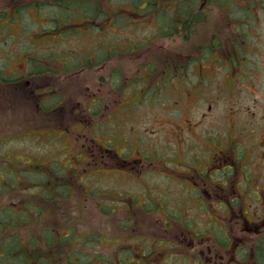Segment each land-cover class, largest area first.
I'll use <instances>...</instances> for the list:
<instances>
[{
	"label": "rangeland",
	"instance_id": "obj_1",
	"mask_svg": "<svg viewBox=\"0 0 264 264\" xmlns=\"http://www.w3.org/2000/svg\"><path fill=\"white\" fill-rule=\"evenodd\" d=\"M48 1L0 0V69L4 70L0 72L1 77H15L16 80L24 82V78H19V75H26L24 71L31 65L30 57H40L48 53L55 58L52 65L63 70V77L66 76V79H64L71 82L73 88L80 87L81 82L77 78H68L67 73L74 71L70 63L67 62L68 67L62 68L59 66L60 60H63L64 56L72 51L75 53L71 57L72 63L79 64L81 59L90 57L88 49L96 48L102 43L104 45L112 44L118 48L113 50L111 56L112 59L118 60L111 67V73L115 74L117 79H119L121 74L119 65L125 60H127L128 75L133 77L143 76L145 65L152 62L154 67L148 68L151 74L148 76L150 78L149 87H147V83H141L138 88L140 92L144 90L164 91L160 96L161 99L159 98L157 104L153 105L158 114L147 113L143 115V118L141 115L129 116V118L142 122L137 123L129 119L127 123L122 125L130 138L127 151H125L126 155L136 154L141 147H144L142 149L143 152L139 151L138 154L149 155L153 153L149 144H154L162 139L167 140V133L160 131V129L167 128V130L176 131L179 135L175 136V140L190 137L197 138L200 135L203 137L206 129L210 134L207 136L219 135L224 140V144L227 143L226 139L229 138L234 139L235 143H239L241 147L254 149V146L258 145L257 154L252 161L255 164H259L258 170L263 171L262 174L254 171L252 175H254V178L260 175L264 176V0H254V2L234 0V10L231 2L226 3L227 6L225 7L221 5L222 3H209L211 8L208 7L207 12H210V19L203 22L199 20L193 22L192 20L195 30L189 35L188 39H186V31L176 35L167 34V31H160V28L154 24V17L156 19L157 17L159 19L162 18V20L165 19L164 21H168L171 24L172 22L174 23V19L178 16L168 10L175 7L177 0H156V8L150 10L148 6L144 7V5L151 0H145L143 4L144 10L138 13L141 24L131 21L134 19L135 13L131 12L132 6L128 0H92V2L76 0L70 4L66 1L51 7L44 6ZM119 3L121 4V9L119 8ZM201 5L202 1L198 2L199 9L197 10H200ZM114 6L117 8L115 9ZM82 10L85 11L81 12ZM103 10H111L112 13L110 15L112 14V16L114 14L113 10L121 11L124 19H118L116 24H111L108 23L110 18L99 19L94 15L95 18L92 19L86 13V11L97 12ZM53 11H63L65 19L69 20L68 26H71L69 16H71L72 11L79 16H84V19H76L75 27H80L81 30L75 34L64 33L63 36L46 34L45 28L49 27V25L44 27V24L51 19L52 16H48ZM234 11H241L236 14L239 16H250L246 19L245 27L246 30L251 29V32L248 37H242L241 40H249L245 43V49L243 50L249 65L242 62L235 72V67L231 61L227 62L224 59L222 63L215 64V57H212V62L193 65L190 73L187 70L183 71L182 65L189 58L203 59L202 52L207 44L212 42L215 34L220 33L224 42H226V38H230V34L225 29L221 31L218 28L222 27L220 22L226 21L228 13H233ZM184 19L185 17L182 20ZM124 24L128 27L126 29L120 28ZM54 25H59V22ZM92 26L101 27L103 31L101 33L91 31L89 27ZM125 46L129 47L126 53L119 55L120 50H123ZM232 46V44L228 45L230 48ZM233 47L235 49L236 46ZM50 50H55L57 55L54 56ZM207 51H212V49ZM85 52L87 53L83 55ZM100 54L102 55L103 51ZM168 64H170L169 67L171 69L176 71L173 74L170 85L162 82L163 71L166 70ZM34 65L39 68L36 63ZM247 65L248 68H251L250 70L247 69ZM259 65L263 66L262 70ZM240 72L244 75H254V77L251 76L249 80L234 79L235 73ZM81 75H89L90 82L92 84L96 83L97 78L92 72V66L86 67L85 72ZM258 76L260 78L257 79ZM55 77L57 76L55 75ZM155 86H161L162 88L157 89ZM130 88L131 86H128L127 92L123 93L124 97L128 96L126 98L128 102H130L129 98L132 97L130 96L132 92L129 90ZM123 95H121L120 89L113 87L107 94L116 106L119 104L120 96ZM18 96L20 95L18 94ZM15 98L14 107L7 109L6 113L0 110V163L10 164V162L20 160L24 164L27 162L50 164V162L61 160V165L67 163V165H71L70 161L77 155L72 145V139H75L77 135L74 134V136L69 137L63 147L57 145L55 141H51L48 138L49 134L54 136L53 132H49V128H45V126L43 128L40 125L38 126L40 129L33 130L35 129L33 119L36 118L34 112L28 109L29 103L24 98H18L17 95H15ZM105 100L101 98L100 105L94 106L97 112L103 108L105 109ZM167 108L171 109L174 114L169 115V113L164 111ZM104 112L105 110L94 117V120H98L95 129L98 133L107 131L112 132L114 135L118 134L119 132L117 131L116 133L114 126L108 121L109 119L101 118ZM127 114L128 110L120 111L118 114L119 121ZM114 122L116 123L115 119ZM97 138L99 141L104 142L101 136ZM91 139L88 136V143L85 147V150L90 151L89 154L93 161L88 165V170L118 165L116 160L112 158L117 150L106 153L98 143H93ZM145 139L148 140L146 141ZM68 142L71 143V147ZM118 142L120 141L118 140ZM80 147L83 148V146ZM115 148H119V143L114 144L113 149ZM255 164L253 170L256 169ZM19 165L17 164V167ZM123 165L126 164L124 163ZM30 168L32 169V167ZM250 169L252 170V167ZM135 171L131 170L130 172L135 173ZM0 173L3 175L2 169H0ZM9 175L5 174L3 176L8 177ZM115 177L113 174L109 176H91L86 181H89L91 188L96 185L98 189L109 193V196L105 197V199L119 198V193H121L119 190L136 192L146 190L145 184L139 183L138 180L146 182L148 180L147 176H141L137 181L129 178L126 181H121ZM17 179L20 184L23 183V177L18 176ZM3 181H10V179L4 178ZM92 182H95V185ZM157 183L163 190H166L164 188H170L172 194L178 196L180 187L177 182L169 184L165 178L152 175L148 181V187L157 186ZM38 194H40V191L36 190L32 195ZM236 196L238 197L239 195ZM0 198H2L0 199V208L2 209L10 207L14 200L19 199L23 202L27 199L25 195L19 192H9L7 190L0 192ZM82 198V201L78 203V198H69L72 202L68 207L72 208L69 211L57 212L51 210L50 207L51 211H48L54 222L63 220V222L69 224V227L63 225L64 227L75 226L81 232L85 234L89 232L97 237L98 243H93L92 246L85 243L63 245V247L69 248V252H72V249L68 246L73 247L74 252H76V258L73 259V262L77 264H100L99 262L104 261V259H101L102 254L109 259L110 264H118V262H122V264H138L135 254L130 255V258L126 261L127 253H120L122 258L118 259L117 254L121 250H126V248V251L136 252V256L140 251L151 252L152 250L154 254L149 255L144 260V264L223 263L220 256L209 258L210 261L206 263L208 257L211 256L206 248L208 241L204 242L205 247L203 245L200 247V242L196 240L194 251L200 254L201 250H203L202 263L201 260L194 257L185 258L182 244H178L180 248L175 247L173 249L172 242H170L173 236L178 235L177 239H184L189 237V235H183V227L165 224L164 218L169 217L162 211L147 215L146 211L138 210L113 211L109 208L103 210L96 203L102 197L91 196L87 199L85 196ZM141 198L143 199V196ZM34 202L38 204L39 200H34ZM250 204H252V208H257L258 206L257 203L248 200L245 196L240 197L239 209L242 207L250 209ZM253 212H255V209ZM200 218L204 224L202 228L210 229L212 231L211 236H215L214 234L217 231L215 228L218 230L223 229L221 222H218L217 226H207L208 223H214V220H219L218 216L205 213ZM20 226L18 233L28 239L31 238L29 236L31 235L30 231L37 233L35 229H30L29 231L24 229L23 225ZM239 228L225 226L222 241H225L229 236L227 230L235 231L233 234H239L242 227ZM247 235H249L247 232L244 233L245 237ZM127 238L129 240L125 242L124 239ZM138 245H141L142 248H138ZM49 251L55 253L54 264H68L66 259L58 257L57 254H60V252L66 253L59 246ZM93 251L96 252L95 256L99 259H92L90 253ZM191 251L192 254H195L193 250ZM89 254L91 255V260L90 256H88Z\"/></svg>",
	"mask_w": 264,
	"mask_h": 264
},
{
	"label": "flooded vegetation",
	"instance_id": "obj_2",
	"mask_svg": "<svg viewBox=\"0 0 264 264\" xmlns=\"http://www.w3.org/2000/svg\"><path fill=\"white\" fill-rule=\"evenodd\" d=\"M66 1L70 4L72 2L74 3L76 0H49L44 6L51 7L57 3H64ZM201 1L202 5L200 6V10L194 12L201 18L200 22L210 19V12H207V8L211 6L209 4L211 2L222 3L221 5L223 7L227 6L226 3L231 2L233 10L235 8L233 5L235 2L234 0H224V3L223 0H198V2ZM247 1L254 2V0ZM88 2H92V0H88ZM128 2L132 6V9H130L131 12L135 13L134 16L132 15L134 19L131 21L141 24L142 22L139 21L138 13L144 10L143 5L137 8L133 0H128ZM146 6L147 3L144 7ZM116 8L117 7H115V9ZM119 8L121 9L120 3ZM83 11L85 10L81 12ZM113 11V16L112 14L110 15V13H112L111 10L97 12L86 11V13L92 19H94L95 16L99 19L110 18L108 23L111 24H116L118 19H124V15L121 11ZM239 12L241 11H234L233 13L235 15L233 13H228L226 21L220 22L222 27L218 29L221 31L225 29L226 32L230 34V38H226V42H224L220 33L215 34L212 42L210 44L208 43L204 49L205 51L202 49L203 59L198 60L189 58L185 61V64L182 65L183 71L187 70L190 73L193 65L212 62V57H215V64L222 63L224 59H226L227 62L231 61L235 67V72L242 62L249 65L243 54L245 43L249 40H241L242 37H248L251 32V29L246 30L245 27L247 23L246 19L250 16L236 15ZM51 13L52 14L48 16H52L51 19L47 20L44 24V27L49 25V27L45 28L46 34L63 36L64 33L75 34L81 30L80 27H75L77 23L76 19H84V16H79L72 11L71 16H69L71 19V26H68L69 20L67 21L65 19L63 11H53ZM154 19V24L157 25L159 18L157 17L156 19V17H154ZM57 22H59V25H54ZM125 24L120 28L126 29L128 26ZM89 29L97 33L103 31L101 27L92 26L89 27ZM186 30L189 31V34H192L195 28H188ZM230 44L236 46L235 49L233 46L232 48L228 47ZM127 48L129 47L125 46L123 50H120L119 55L126 53ZM114 49H118L117 46H113L112 44L104 45V43H102L96 48L88 49L87 51L90 57L81 59L79 64L72 63L71 57L75 55L72 51L66 54L63 60H60V67H68L66 63L69 62L70 66L74 69V71H69L67 75L69 79L77 78V80L81 82V86L76 88L72 87L71 82L65 80L66 76L63 77L62 69L55 68L52 65L55 59L54 57L48 53L40 57H30L31 65L24 71L26 75H19V78H24V82L16 80L15 77L10 78V76H7V78H4L0 76L1 112L6 113L7 109L14 107L13 105L16 102L15 95H17L18 98H24V100L29 103L28 109L30 111L32 110L35 114L36 119H33L35 129L33 130L40 129L38 128L40 125L49 128V132L54 133V136L49 134V140L55 141V143L61 147L64 146L69 137L76 134V138L72 139V145L77 155L70 161L71 165H67L68 163L61 165V160L50 162V164H58L62 169V177L69 178L74 186H78L81 189L83 194H99L100 196H98V198H102L96 203L98 205L104 204L105 209L109 208L114 211H146L147 215H153L155 212L162 211L169 217L164 218L165 224L183 227V235H189V237L184 239H177L176 237H178V235L170 239L173 249L175 247L180 248L178 244L183 245V255L185 258L194 257L201 260L202 263L203 250L198 254L194 251V248L197 241L200 242V247L202 245L205 247L204 242L208 241L206 248L211 256L208 257L206 263L210 261L209 258L220 256L223 262L222 264H264V176L260 175L254 178V175H252L254 171H258L260 174H262L263 171L258 170L259 164H255L252 161L257 154L258 145L254 146V149L241 147L239 143H235L236 141L234 139L229 138L226 139L227 143L224 144V140L220 138L219 135L215 134L213 137L207 136L210 134L206 129L204 130L203 137L200 135V137L197 138L190 137L175 140V136L179 134L174 130H167V128H165L163 130L160 129V131L167 133V140L162 139L154 144H149L152 147L153 153L149 155L138 154L139 151L143 152L142 149L144 147H141L136 154L126 155L125 151H127L126 149L130 138L122 125L127 123L129 119L137 123L142 122L129 118V116L141 115L143 118V115L147 113L158 114L153 105L157 104V101L164 91L144 90L140 92L138 88V85L141 83H147V87H149L150 78L148 76L151 74L148 68L154 67L152 62L145 65L143 76L138 75L133 77L128 75L127 60H125L119 65L121 74L119 79H117L116 75L111 73L113 63L118 61L117 59L111 58ZM208 49H212V51H207ZM50 51L54 56L57 55L55 50ZM101 51H103L102 55L100 54ZM86 53L87 52L83 55ZM35 63L39 68L34 65ZM169 65L170 64H168L166 70L163 71L164 75L162 77L163 84L168 85L172 83L170 81L173 79V74L176 72L174 69H171ZM248 65L247 69L250 70L251 68H248ZM91 66L92 72L97 78L94 84L90 82L89 75H81L85 72L86 67ZM259 67L261 70L263 69L262 65H259ZM3 71V69H0V72ZM151 71H153V69H151ZM55 75L57 77H55ZM251 76L254 77V75ZM251 76L241 74L240 72L235 73L234 79L249 80ZM258 78H260V76H258L257 79ZM128 86H131L129 90L132 91L130 95L132 97L129 98L130 102L126 100L128 96L124 97L123 95V93L127 92ZM111 87L120 89L121 95H123L120 96V101L117 106L114 104V101L107 96ZM155 87L157 89L162 88L161 86ZM106 89H108V91H106ZM18 94L20 96H18ZM101 98L106 99L104 102L105 109L103 108L97 112L94 106L100 105ZM145 104L146 106H144ZM103 110H105V112L101 118L109 119L108 121L114 126L116 133L117 131L119 132L118 134L115 133L116 135H114L112 132L107 131L105 133H98L95 129L98 120H94V117ZM124 110H128V114L119 121L118 114L120 111ZM164 111L169 113V115L174 114L169 108ZM113 118L117 124L114 122ZM149 125L151 126V124ZM88 136L92 138L91 140L93 143H98L106 153L117 150L112 158L116 160L118 165L88 170V165H90L92 161L89 154L90 151L85 150L88 143ZM100 136L104 142L99 141L97 137ZM148 139L145 140L147 141ZM118 140L120 142H118ZM68 143L71 147V143ZM117 143H119V148L113 149L114 144ZM80 146H83V148ZM124 163L126 165H123ZM254 164L256 169L253 170ZM251 167L252 170L250 169ZM153 169L158 170L153 171ZM131 170L136 171L132 173L130 172ZM138 170L140 171L138 172ZM111 174L121 181H126L128 178L137 181L141 176H147L148 180L146 182L138 180L139 183L145 184L146 190H141V192L119 190L121 191V193H119V198L105 199V197L109 196V193H105L98 189L94 184L95 182H92L95 186L91 188L89 181H86V179L91 176H109ZM152 175L165 178L169 184L177 182L180 187L178 196H174L170 188H164L166 190H163V188L159 187L158 183L157 186L152 185L148 187V181L151 179ZM236 195L239 196L237 197ZM142 196L143 199L141 198ZM242 196L257 203V208H252V204H250V209H244V207L239 209L240 197ZM254 209L255 212H253ZM205 213L220 218L219 220H214V223L210 222L207 224V226H217L218 222H221L223 229L218 230L215 228V230H217L214 234L215 236H211L212 231L210 229L202 228L204 224L200 217ZM225 226L234 228L242 227V230L239 234H233L235 231L227 230L229 236L225 241H222ZM246 232L249 235L245 237L244 233ZM218 233L219 235H217ZM124 240L126 242L129 239L127 238ZM138 248H142V246L138 245ZM126 250H124V254L127 253V259L129 254ZM191 250H193L195 254H192ZM146 253L149 255L154 254L152 250L150 253L140 251L137 254L138 257L136 256V252L132 254H135V257L139 259ZM139 264L143 263L139 260Z\"/></svg>",
	"mask_w": 264,
	"mask_h": 264
},
{
	"label": "trees",
	"instance_id": "obj_3",
	"mask_svg": "<svg viewBox=\"0 0 264 264\" xmlns=\"http://www.w3.org/2000/svg\"><path fill=\"white\" fill-rule=\"evenodd\" d=\"M144 2L145 0H133L137 8L143 5ZM146 3L149 10L156 8V0ZM197 9H199L198 0H177L175 7L170 8L168 11L176 13L178 17L174 19V23L172 22V24L164 21L165 19H158L159 30H163V32L167 31V34L174 35L186 31V39H188L190 34H188L189 31L186 29L194 28L192 20L193 22L201 20L199 15L194 13L199 11ZM183 17H185L184 20H182ZM17 164L20 165L17 167ZM23 164L24 162L20 160L10 162V164L5 162L0 163L3 175L10 174L8 177H4L0 173V192L5 190L9 192L16 191L27 198L23 202L19 199L14 200L10 207L0 208V264H54L53 258L55 253L49 250H54L57 246L62 251H66V253L60 252V254H57L60 259H66L68 264H77L73 262V259L76 258V252H74L73 247L68 246L72 249V252H69V248L63 247V245L85 243L92 246L93 243H98L97 237L89 232L85 234L75 226L66 228L63 225L69 227V224L63 222V220L60 221L62 223L54 222L48 211L54 210L60 212L71 210L72 208L68 207L72 203L69 198L72 197L78 198V200L76 199L78 203L82 201V197L86 196L88 198L100 195L83 194L81 189L78 186H74L69 178L62 177V169L58 164H35L32 162ZM18 176L24 178L22 184L19 183ZM4 178H9L10 181H3ZM36 190L40 191V194L32 195ZM34 200H39V203H35ZM97 201L100 200L98 199ZM98 206L105 210L104 204ZM66 221L68 222V220ZM20 225H23L24 229L29 231L30 229H35L37 233L30 231L31 235L29 236L31 238L28 239L23 235V239V236L18 233ZM120 253L124 254V250H121L117 254L118 259L122 258ZM132 253L133 251L128 250V256ZM90 254L93 260L99 259L95 256L96 252L93 251ZM90 254L88 256H90L91 260ZM103 255L101 259H104V261L99 263L110 264L109 259ZM143 256L139 259L137 258L138 264L139 260L144 264V260L149 254L146 253ZM118 264H122V262H118Z\"/></svg>",
	"mask_w": 264,
	"mask_h": 264
}]
</instances>
